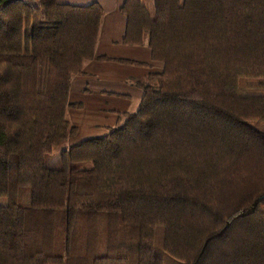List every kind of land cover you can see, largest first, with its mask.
<instances>
[{
    "label": "trees",
    "instance_id": "16d2710c",
    "mask_svg": "<svg viewBox=\"0 0 264 264\" xmlns=\"http://www.w3.org/2000/svg\"><path fill=\"white\" fill-rule=\"evenodd\" d=\"M120 8L162 70L56 150L104 9L0 0V264H264V0Z\"/></svg>",
    "mask_w": 264,
    "mask_h": 264
},
{
    "label": "crops",
    "instance_id": "0c3cea01",
    "mask_svg": "<svg viewBox=\"0 0 264 264\" xmlns=\"http://www.w3.org/2000/svg\"><path fill=\"white\" fill-rule=\"evenodd\" d=\"M91 1L99 3L104 9L99 37L94 56L85 60L82 73L71 79L70 104L67 107V117L77 126V132L81 129L98 132L85 133L88 137L105 134L109 127L119 122L120 112L136 108L143 94L134 78L151 71H161L163 67L161 62L151 57L146 42L133 45L122 41L127 24L120 8L124 0H59L71 4ZM119 58H132L138 62L130 63Z\"/></svg>",
    "mask_w": 264,
    "mask_h": 264
},
{
    "label": "rangeland",
    "instance_id": "374dc122",
    "mask_svg": "<svg viewBox=\"0 0 264 264\" xmlns=\"http://www.w3.org/2000/svg\"><path fill=\"white\" fill-rule=\"evenodd\" d=\"M28 2L30 1V3H36L37 0H27ZM85 133H89V134H97L98 132H96V130H90V131H87L86 129H81L80 131L76 132V134L72 135L71 137L67 138V140H65V142L59 144L58 146H56V150H61L62 147L66 144V145H69L71 143H75L77 141H80L81 139H84L85 137H88V136H85L84 134ZM80 134V135H78ZM6 201L5 198L3 197H0V203Z\"/></svg>",
    "mask_w": 264,
    "mask_h": 264
}]
</instances>
